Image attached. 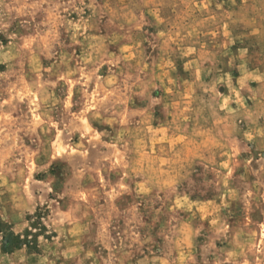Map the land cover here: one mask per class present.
Instances as JSON below:
<instances>
[{
    "label": "rangeland",
    "instance_id": "obj_1",
    "mask_svg": "<svg viewBox=\"0 0 264 264\" xmlns=\"http://www.w3.org/2000/svg\"><path fill=\"white\" fill-rule=\"evenodd\" d=\"M0 264H264V0H0Z\"/></svg>",
    "mask_w": 264,
    "mask_h": 264
}]
</instances>
